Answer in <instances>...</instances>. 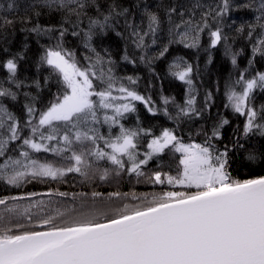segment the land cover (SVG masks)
Wrapping results in <instances>:
<instances>
[{"label": "snow or ice", "instance_id": "obj_1", "mask_svg": "<svg viewBox=\"0 0 264 264\" xmlns=\"http://www.w3.org/2000/svg\"><path fill=\"white\" fill-rule=\"evenodd\" d=\"M0 192V264H264V0H0Z\"/></svg>", "mask_w": 264, "mask_h": 264}, {"label": "trees", "instance_id": "obj_2", "mask_svg": "<svg viewBox=\"0 0 264 264\" xmlns=\"http://www.w3.org/2000/svg\"><path fill=\"white\" fill-rule=\"evenodd\" d=\"M217 57H219V53H216ZM129 71H131V68H129ZM165 87L169 88V85L167 83V81L165 82ZM185 86L183 85L182 82L176 81L174 84L171 85V88L169 89L170 91L174 92L178 98H180L181 94L184 91ZM48 186L51 187H59L61 191H68L69 193L71 192H81V191H86V192H91L93 190L92 186L89 185H82L81 182L79 181L78 177H73L72 175H69L67 177V183L64 182H52L49 181L47 182ZM135 187V190L137 192H146L151 190V186L150 185H145L143 183L141 184H134V183H130L127 178H125L123 181H121V186H120V191L123 192H128L130 191V189L132 187ZM26 188V190L28 191H42L43 188L45 187V185L40 184L39 182H33L29 185L24 186ZM95 190L96 191H100V192H111V191H115L116 186L115 184H111V186L107 183H103V182H96L95 185ZM158 190V189H157ZM0 194H3L2 192H0ZM60 199H64V198H60ZM70 200V198H69Z\"/></svg>", "mask_w": 264, "mask_h": 264}]
</instances>
